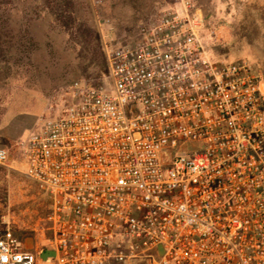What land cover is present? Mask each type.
<instances>
[{
	"label": "built area",
	"instance_id": "1",
	"mask_svg": "<svg viewBox=\"0 0 264 264\" xmlns=\"http://www.w3.org/2000/svg\"><path fill=\"white\" fill-rule=\"evenodd\" d=\"M213 35L174 0L109 50L112 90L76 83L42 118L19 147L49 202L43 241L7 229L0 264H264V91L248 62L209 52Z\"/></svg>",
	"mask_w": 264,
	"mask_h": 264
},
{
	"label": "rangeland",
	"instance_id": "2",
	"mask_svg": "<svg viewBox=\"0 0 264 264\" xmlns=\"http://www.w3.org/2000/svg\"><path fill=\"white\" fill-rule=\"evenodd\" d=\"M173 4L0 0V149L10 154L11 167L0 166V236L10 228L27 249L40 247L42 219L49 212L46 195L24 175L19 143L43 117H56L69 106L76 83L112 90L109 50L137 43L140 26ZM253 4L210 0L214 35L208 48L217 59L252 65L264 91V13L254 11Z\"/></svg>",
	"mask_w": 264,
	"mask_h": 264
},
{
	"label": "crops",
	"instance_id": "3",
	"mask_svg": "<svg viewBox=\"0 0 264 264\" xmlns=\"http://www.w3.org/2000/svg\"><path fill=\"white\" fill-rule=\"evenodd\" d=\"M198 5H199V8H198L199 12L203 14L206 20L207 27L209 30H211L212 25L210 23V12H209L210 11V8H209L210 0H198ZM246 6L247 5L245 4V7ZM245 7L243 9V12H246ZM253 7L255 9L254 11H257L258 9V11L261 10L264 13V0H255V4H253Z\"/></svg>",
	"mask_w": 264,
	"mask_h": 264
},
{
	"label": "water",
	"instance_id": "4",
	"mask_svg": "<svg viewBox=\"0 0 264 264\" xmlns=\"http://www.w3.org/2000/svg\"><path fill=\"white\" fill-rule=\"evenodd\" d=\"M55 257V253L54 251L52 250H47L46 252H44L43 254H41L40 256V260L43 262V263H46L49 259L50 260H53Z\"/></svg>",
	"mask_w": 264,
	"mask_h": 264
}]
</instances>
